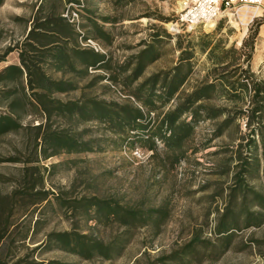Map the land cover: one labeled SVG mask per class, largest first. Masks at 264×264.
<instances>
[{"label":"trees","instance_id":"1","mask_svg":"<svg viewBox=\"0 0 264 264\" xmlns=\"http://www.w3.org/2000/svg\"><path fill=\"white\" fill-rule=\"evenodd\" d=\"M136 1H19L20 6L30 7L28 15L12 17L23 25L22 36L7 41L0 28V62L17 53L16 62L0 69V167L9 169L0 170V264H74L39 259L40 250H60L84 260H113L123 255L140 229L150 226L158 234L170 217L167 198L150 206L145 198L122 203L96 193L75 196L71 189H46L49 168L44 160L127 145L130 150L151 151L153 158L161 154L164 169H174L189 161V151L206 148L232 127L240 133V117L258 139L238 135L234 156L219 171L231 176V184L199 199L210 204L217 197L223 199L211 235L197 227L188 241L147 264L217 261L235 245L238 232L264 225V80H257L250 69L264 18L254 21L240 48L221 47L218 51V45L203 42L200 49L207 52L213 67L187 89L195 53L180 41L176 64L144 77L161 56L162 40L171 36L166 29L157 27L140 42L139 51L120 62L107 52L82 45L93 40L105 48L112 46L114 27L131 19L122 11ZM6 2L0 0V8ZM104 4L114 10L101 12ZM93 69L105 73L96 74ZM105 80L121 86L128 99L117 102L92 93ZM214 99L232 106L217 105L212 103ZM201 121H213L214 128L209 138L196 141ZM91 122L97 126H90ZM6 137L15 139L9 147L2 145ZM232 158L237 160L234 166ZM75 186L76 179L73 189ZM56 208L70 217L71 228L50 230L37 241L36 235L46 223L45 211ZM81 220L116 226L117 230L105 240L81 230Z\"/></svg>","mask_w":264,"mask_h":264},{"label":"rangeland","instance_id":"2","mask_svg":"<svg viewBox=\"0 0 264 264\" xmlns=\"http://www.w3.org/2000/svg\"><path fill=\"white\" fill-rule=\"evenodd\" d=\"M19 1L29 3L30 0H7L0 8V28H3L5 40L18 39L23 34V25L15 22L14 15H28L29 5L20 6ZM184 0H137L122 12L127 19L114 27L116 35L112 46L101 47V51L112 55L114 61H123L127 56L139 51L140 42L149 38V34L155 33L157 27L166 29L171 36L162 40L160 45L161 56L150 65L145 75L158 70L172 68L180 56L181 50L177 41L186 49H192L195 53L194 72L186 83L190 89L199 83L206 75L208 69L213 67V61L208 59L207 52L200 49L203 42L209 41L211 45H218L227 49L231 46L240 48L243 40L248 37L249 30L256 19L246 27L249 17L243 15V25L229 22L222 17L212 23L199 24L192 29L175 26L178 12L183 7ZM114 8L107 4L102 5L103 13L113 11ZM119 14L121 10L117 11ZM243 13V12H242ZM156 17H163L161 21ZM156 25V26H154ZM219 25L221 27L219 28ZM247 28L243 35L244 28ZM241 40V43H238ZM97 43V42H96ZM3 44V43H2ZM1 44V45H2ZM92 47V46H91ZM17 53H12L6 63L16 62ZM5 62H0V66ZM251 72L257 80H264V24L259 29L254 53L250 62ZM93 73L104 74L103 70H91ZM85 82H82L84 84ZM102 99L124 102L129 95L123 92L121 86L105 80L93 89V92ZM212 103L227 105L223 99H214ZM232 106L231 104H228ZM26 119L24 122H28ZM246 119L240 117L237 123L242 134L258 139L257 133L251 134L245 126ZM97 126L96 123H89ZM214 128L213 121H201L197 127V140L209 138ZM237 129V130H236ZM238 128L232 127L224 135L213 139L209 146L197 152L189 151L188 162L177 164L173 169H164L161 165L162 155L151 156V151L142 150L140 157L134 155L127 145L122 147L106 146L101 152H89L81 154H66L51 157L42 163L49 168L46 173L44 187L56 192L59 190H73L72 194L96 193L100 196L115 197L122 203H134L145 198L148 205L156 206L163 198H167L170 204V217L161 227L158 234L153 228L146 226L137 232L131 243L127 245L121 257L113 260L94 258L84 260L75 255L60 250H40L39 259H58L74 264H147L157 257L171 252L189 240L192 231L202 227L205 234L211 235V227L217 216L216 209L223 207V199L217 197L213 203L199 201L204 195L228 187L231 176L219 173L225 160L234 156L239 143ZM249 136V137H248ZM13 137H6L3 147H9L14 142ZM246 141V140H245ZM161 153V152H160ZM198 161L199 164H196ZM237 162L232 158L231 165ZM56 164L55 168H50ZM1 171L9 172V169L0 167ZM76 179V186L72 184ZM88 183L93 185L86 188ZM253 183L260 186L257 180ZM206 186L207 188L203 189ZM57 210L45 211L46 223L36 240L44 238V234L50 230H64L71 228L70 217ZM211 210V214H207ZM80 229L94 233L107 240L116 232V226H103L95 221H80ZM257 240V241H256ZM35 245V244H34ZM32 245V246H34ZM201 264H264V225L260 228H250L238 232L235 245L217 261H205Z\"/></svg>","mask_w":264,"mask_h":264},{"label":"built area","instance_id":"3","mask_svg":"<svg viewBox=\"0 0 264 264\" xmlns=\"http://www.w3.org/2000/svg\"><path fill=\"white\" fill-rule=\"evenodd\" d=\"M248 8L251 17L246 27L254 21L256 17L264 14V0H184L183 7L177 14L175 26L192 29L199 24H207L222 17L228 18L229 22L235 21L238 25H243L242 8ZM260 10V14H255ZM84 46H92L95 50L101 51V47L93 40L83 42ZM132 153L138 157L143 155L140 148H135Z\"/></svg>","mask_w":264,"mask_h":264},{"label":"bare ground","instance_id":"4","mask_svg":"<svg viewBox=\"0 0 264 264\" xmlns=\"http://www.w3.org/2000/svg\"><path fill=\"white\" fill-rule=\"evenodd\" d=\"M249 11H252L251 9H248V8H242V12H243V15L244 16H246L247 18L249 17H251V14H250V12ZM255 14H260V10H256L255 12H254ZM212 23V22H211ZM245 24H247V23H245ZM210 26H214V23H212V24H210ZM246 30H247V28L245 27L244 28V32H243V35H244V33L246 32ZM238 43H241V40L238 42Z\"/></svg>","mask_w":264,"mask_h":264},{"label":"crops","instance_id":"5","mask_svg":"<svg viewBox=\"0 0 264 264\" xmlns=\"http://www.w3.org/2000/svg\"><path fill=\"white\" fill-rule=\"evenodd\" d=\"M125 21V20H124ZM8 63L5 62L4 65L0 66V69L3 68L5 65H7Z\"/></svg>","mask_w":264,"mask_h":264}]
</instances>
